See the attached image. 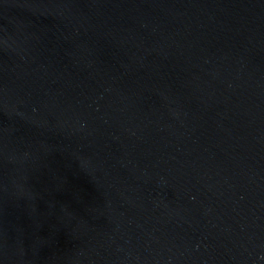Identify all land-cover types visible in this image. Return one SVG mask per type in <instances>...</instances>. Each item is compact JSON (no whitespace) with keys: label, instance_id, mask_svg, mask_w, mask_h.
<instances>
[{"label":"water","instance_id":"obj_1","mask_svg":"<svg viewBox=\"0 0 264 264\" xmlns=\"http://www.w3.org/2000/svg\"><path fill=\"white\" fill-rule=\"evenodd\" d=\"M0 264H264V0H0Z\"/></svg>","mask_w":264,"mask_h":264}]
</instances>
